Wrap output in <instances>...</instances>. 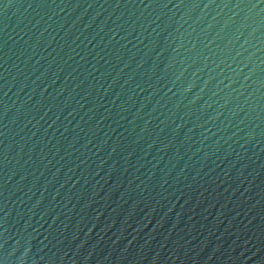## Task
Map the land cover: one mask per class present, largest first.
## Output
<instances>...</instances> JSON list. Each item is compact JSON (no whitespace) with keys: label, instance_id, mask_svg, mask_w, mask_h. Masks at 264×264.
Returning <instances> with one entry per match:
<instances>
[{"label":"water","instance_id":"1","mask_svg":"<svg viewBox=\"0 0 264 264\" xmlns=\"http://www.w3.org/2000/svg\"><path fill=\"white\" fill-rule=\"evenodd\" d=\"M0 264H264V0H0Z\"/></svg>","mask_w":264,"mask_h":264}]
</instances>
